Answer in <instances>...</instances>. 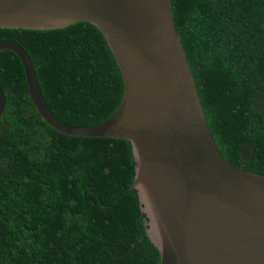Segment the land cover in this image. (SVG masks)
<instances>
[{
    "label": "trees",
    "instance_id": "1",
    "mask_svg": "<svg viewBox=\"0 0 264 264\" xmlns=\"http://www.w3.org/2000/svg\"><path fill=\"white\" fill-rule=\"evenodd\" d=\"M206 121L227 162L264 176V0H170ZM29 55L63 123L118 108L123 81L96 27L1 29ZM0 264H160L146 234L131 144L63 135L29 97L18 57L0 50Z\"/></svg>",
    "mask_w": 264,
    "mask_h": 264
},
{
    "label": "water",
    "instance_id": "2",
    "mask_svg": "<svg viewBox=\"0 0 264 264\" xmlns=\"http://www.w3.org/2000/svg\"><path fill=\"white\" fill-rule=\"evenodd\" d=\"M98 29L122 77L115 112L91 126L47 106L23 47L0 40L24 72L40 118L71 137L131 144L139 206L160 264H264V176L233 166L214 142L170 0H0V28ZM6 105L0 87V116Z\"/></svg>",
    "mask_w": 264,
    "mask_h": 264
}]
</instances>
